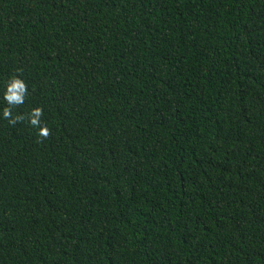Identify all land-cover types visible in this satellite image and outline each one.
<instances>
[{
	"label": "trees",
	"instance_id": "obj_1",
	"mask_svg": "<svg viewBox=\"0 0 264 264\" xmlns=\"http://www.w3.org/2000/svg\"><path fill=\"white\" fill-rule=\"evenodd\" d=\"M0 264H264V0H0Z\"/></svg>",
	"mask_w": 264,
	"mask_h": 264
},
{
	"label": "clouds",
	"instance_id": "obj_2",
	"mask_svg": "<svg viewBox=\"0 0 264 264\" xmlns=\"http://www.w3.org/2000/svg\"><path fill=\"white\" fill-rule=\"evenodd\" d=\"M13 89H15L16 91L14 92ZM24 93H25V84L21 82L20 80L14 79L11 84V87L8 89V93H6L5 95V99L7 100L9 104H12V103L20 104L23 102ZM39 114H40V110L39 109L35 110L34 115L38 116ZM3 115L5 118H7L9 117L10 112L7 109H5ZM12 122L14 123L15 121L13 120ZM32 123L33 125H35L37 123V120L33 119ZM44 134L45 135L47 134L46 131L44 132Z\"/></svg>",
	"mask_w": 264,
	"mask_h": 264
}]
</instances>
